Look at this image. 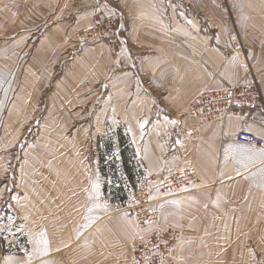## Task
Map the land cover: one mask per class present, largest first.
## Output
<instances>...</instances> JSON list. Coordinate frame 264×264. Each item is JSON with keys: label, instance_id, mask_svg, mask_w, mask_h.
<instances>
[{"label": "crops", "instance_id": "crops-1", "mask_svg": "<svg viewBox=\"0 0 264 264\" xmlns=\"http://www.w3.org/2000/svg\"><path fill=\"white\" fill-rule=\"evenodd\" d=\"M113 1L118 2L122 13L124 43L117 50L105 43L89 45L70 66H81L88 72L93 63L101 72L99 63L105 76L117 68V84L110 82L115 86L111 88L113 95L118 97L116 115L135 150L134 164L140 162L144 172L136 186L146 176L179 169L195 172L200 188L197 195L179 200L178 206L172 203L176 199L163 201L157 226L147 225L142 231L131 220L125 224L130 234L119 225H110L96 239L88 236L82 245L87 246L83 264H92L97 258L103 264H131L132 242L148 237L157 227L173 229L180 235L173 250L174 263L190 262L191 246L199 243L208 255H216L214 264H229L225 263L228 254L230 264H264V187L260 172L264 163L256 160L245 168L231 155L225 161L224 155L229 144H239L234 136L241 130L264 139L263 112L259 108L236 112L222 124L206 125L183 114L201 93L246 84L242 53L251 63L264 95V0H230V19L224 17L223 0ZM38 2L48 8L41 12L40 7L39 13L49 33L45 41L50 38L61 42V47L68 42L66 36L91 26L97 11H106L100 0ZM232 31L240 35L242 53L230 46ZM56 33L63 37L57 38ZM71 74L73 71L63 72L64 81ZM170 120L177 123L166 122ZM160 128H167L168 139L162 140ZM72 183L64 189L63 198L46 192L44 199L56 203L63 199L77 205L80 189ZM212 225L215 237L209 235ZM64 232L54 235V244L63 239ZM143 232L145 236L141 237ZM210 239L215 242L208 251L206 240ZM238 255H245L246 260Z\"/></svg>", "mask_w": 264, "mask_h": 264}, {"label": "rangeland", "instance_id": "rangeland-1", "mask_svg": "<svg viewBox=\"0 0 264 264\" xmlns=\"http://www.w3.org/2000/svg\"><path fill=\"white\" fill-rule=\"evenodd\" d=\"M100 1L106 11H97L92 25L71 33V37L66 36L68 42L64 41L61 47V42L50 38L45 41L49 33L45 29L46 20L39 13L40 7L41 12L48 8L40 6L38 0H0V76L3 78L0 84V264H83L87 246L82 245L88 236L96 239L110 225H119L130 234L125 224L131 220L122 212L121 205L137 189L144 172L140 162L131 164L129 179L122 164L123 147L118 136L126 133L116 115L118 97L111 89L117 84V68L105 76L102 65L97 62L101 72L93 63L88 72L84 67L70 66L89 45L105 43L117 50L124 43V22L118 2ZM221 7L224 17L230 19V0H223ZM97 21L109 23L105 36L88 37ZM236 35L240 40L239 33L232 31L229 43L232 49L241 50L242 45H234L232 36ZM56 37L63 36L56 33ZM241 59L249 77L245 61L248 59L243 53ZM68 71L73 74L64 81L63 72ZM159 131L162 140L168 139L167 128ZM127 145V156L137 157L132 144L127 142ZM97 179L98 203H106L107 210L89 212L93 203L89 195L93 194L92 184ZM71 183L80 189L77 205L63 199H58V203L44 199L46 192L63 198L64 189ZM198 193L196 189L172 199L179 201ZM97 216L99 219H95ZM9 217L14 235L9 232ZM209 228L213 229V225ZM63 229L66 230L63 239H57L54 244V235ZM156 230L171 229L157 227ZM215 230L209 232L211 237H215ZM41 231L47 234V255H51L33 257L29 261L25 250L31 252L33 245L28 243L27 234ZM136 241L131 244L132 250ZM206 241L209 251L215 241ZM100 246H103L102 241ZM227 250H231V244ZM190 252L191 261L183 264L216 262V255H208L199 243L192 244ZM228 255L225 263L230 264L232 260ZM238 257L246 260L245 255ZM131 258L132 251L130 262ZM92 264L103 263L97 258Z\"/></svg>", "mask_w": 264, "mask_h": 264}, {"label": "built area", "instance_id": "built-area-1", "mask_svg": "<svg viewBox=\"0 0 264 264\" xmlns=\"http://www.w3.org/2000/svg\"><path fill=\"white\" fill-rule=\"evenodd\" d=\"M107 21L95 22L92 35L105 36ZM234 38V45L240 47L241 41ZM246 61L248 80L245 85L228 86L219 91H208L197 96L187 109V115L201 125L223 123L231 114L259 108L264 113V95L261 93L256 79L250 71V63ZM237 143L244 146L264 148V139L248 132L239 131L235 136ZM199 186L197 174L190 170H165L157 177L147 176L137 189L121 205L125 216L134 221L138 229L147 225L157 226L159 222L157 203L169 197L193 191ZM180 235L175 230H156L148 237L137 241L132 250V264H173L171 254L178 243Z\"/></svg>", "mask_w": 264, "mask_h": 264}, {"label": "snow or ice", "instance_id": "snow-or-ice-1", "mask_svg": "<svg viewBox=\"0 0 264 264\" xmlns=\"http://www.w3.org/2000/svg\"><path fill=\"white\" fill-rule=\"evenodd\" d=\"M188 23H191V21H188ZM235 57H233V61H235ZM3 83V78L0 76V84ZM167 123L176 124L177 122L174 120L166 121ZM144 123H147L145 121ZM144 123L140 124L141 129L144 128ZM180 141L177 140V144H179ZM224 155H225V161L229 158V155L232 156L233 160L236 163L241 164L242 167L247 168L249 163H253L256 160H260L261 163H264V148L257 149L254 146L246 147L242 144H229L224 149ZM261 172V187H264V168L260 169ZM239 174V173H238ZM99 182L98 179L96 182H93L92 184V193L89 195V200L93 201L91 206L88 208V211L91 212L93 209L97 210H107V204H100L99 201ZM172 203L179 205V201H173ZM95 219H99V216L95 217ZM11 220L12 218L9 217V232L10 234L14 235V233L11 232ZM29 239L28 243L33 245L32 251L28 252L25 250V255L28 256L29 261L33 257H40L42 255H47L49 252V241L47 239V234L44 231L39 232L38 234L28 233L27 234ZM10 259V258H9ZM45 264H51V262H45Z\"/></svg>", "mask_w": 264, "mask_h": 264}, {"label": "trees", "instance_id": "trees-1", "mask_svg": "<svg viewBox=\"0 0 264 264\" xmlns=\"http://www.w3.org/2000/svg\"><path fill=\"white\" fill-rule=\"evenodd\" d=\"M118 139H121L120 141H119V144H121L122 145V147H123V149H122V155H121V158H122V164H123V166H124V168H125V170H126V173H127V176H128V178L129 179H131V177H132V173H131V169H130V165L132 164H134V160H135V156H133V157H131V156H127V154H126V152H127V150H128V146L129 145H127V142L129 143V141H128V136H126V135H122V134H120L119 136H118ZM126 139H127V142L126 143H124V141H126ZM130 148V147H129ZM132 148V147H131ZM130 148V149H131ZM133 155V154H132Z\"/></svg>", "mask_w": 264, "mask_h": 264}, {"label": "bare ground", "instance_id": "bare-ground-1", "mask_svg": "<svg viewBox=\"0 0 264 264\" xmlns=\"http://www.w3.org/2000/svg\"><path fill=\"white\" fill-rule=\"evenodd\" d=\"M240 85V84H239ZM198 96V95H197ZM197 96H196V98H197ZM195 98V99H196ZM195 101V100H194ZM75 167V166H74ZM162 173V172H161ZM161 173L160 174H158V175H149V176H152V177H157V176H159V175H161ZM200 188V183H199V186H198V188L197 189H199ZM196 190V189H195ZM195 190H193V191H195ZM193 191H189V192H186V193H190V192H193ZM186 193H183V194H186ZM183 194H181V195H183ZM177 196H180V195H177ZM177 196H173V197H177ZM173 197H169V198H167V199H164V200H162V201H159L158 203H157V209H158V218L160 219V204L163 202V201H165V200H168V199H171V198H173ZM173 230V229H172ZM137 241H139V240H137ZM136 241V242H137ZM179 242V241H178ZM178 244V243H177ZM177 244H176V246H177ZM175 246V247H176Z\"/></svg>", "mask_w": 264, "mask_h": 264}]
</instances>
